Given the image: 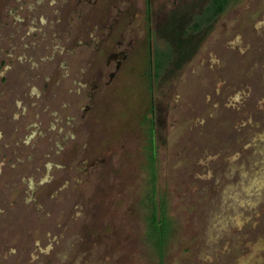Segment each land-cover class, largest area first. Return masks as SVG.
<instances>
[{
  "label": "rangeland",
  "instance_id": "1",
  "mask_svg": "<svg viewBox=\"0 0 264 264\" xmlns=\"http://www.w3.org/2000/svg\"><path fill=\"white\" fill-rule=\"evenodd\" d=\"M207 1L0 0V264H264V0Z\"/></svg>",
  "mask_w": 264,
  "mask_h": 264
},
{
  "label": "trees",
  "instance_id": "2",
  "mask_svg": "<svg viewBox=\"0 0 264 264\" xmlns=\"http://www.w3.org/2000/svg\"><path fill=\"white\" fill-rule=\"evenodd\" d=\"M236 0H208L204 5L200 13L193 15L194 22L183 30L184 35L190 37L192 34L202 31L207 26L211 25L231 4L235 3ZM151 132L153 129L151 128ZM151 160L153 164L151 165V189L150 192L146 194L145 201L147 203L149 215H148V225L150 239H152L153 244L157 247L158 253L163 257L165 251L168 248L169 236L172 234V221L168 215L167 211V201L161 197L158 192V187L156 184V170L154 163L156 161V151L155 146L152 142L150 146Z\"/></svg>",
  "mask_w": 264,
  "mask_h": 264
},
{
  "label": "flooded vegetation",
  "instance_id": "3",
  "mask_svg": "<svg viewBox=\"0 0 264 264\" xmlns=\"http://www.w3.org/2000/svg\"><path fill=\"white\" fill-rule=\"evenodd\" d=\"M39 4L41 3V1L38 2ZM30 5V4H29Z\"/></svg>",
  "mask_w": 264,
  "mask_h": 264
}]
</instances>
